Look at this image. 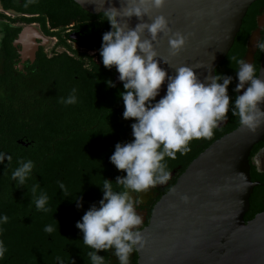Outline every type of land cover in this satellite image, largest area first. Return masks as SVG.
<instances>
[{
	"label": "clouds",
	"instance_id": "obj_1",
	"mask_svg": "<svg viewBox=\"0 0 264 264\" xmlns=\"http://www.w3.org/2000/svg\"><path fill=\"white\" fill-rule=\"evenodd\" d=\"M166 3L167 0H120V7L108 6L100 12L101 22L107 21L110 30L102 34L99 54L106 68L114 67L119 73L118 78L123 82V90L119 92L124 104L123 118L135 122L131 124L133 139L116 143L109 158L126 175L117 176L115 181L104 178L102 184L95 183L101 188L102 198L76 222L83 245L89 249L84 255L86 264H105L101 251H110L118 264H130V255L145 246L146 238L138 227L143 221L138 211L143 200L138 194L169 181L171 172L165 157L175 159L178 152L188 151L187 145L192 139L210 137L229 111L238 117L242 127L255 131L264 125V69L258 72L253 62L229 56L235 76L210 73L203 79L192 66L174 67L172 75L160 66L161 62L169 65L157 51L161 34L167 37L173 56L188 40L184 33L172 30L166 15L154 14ZM133 17L139 20L135 27L129 23ZM261 32L264 33V28ZM253 47L264 53V35L253 41ZM234 81L235 95L230 96L229 86ZM165 82V93L160 96ZM106 83L109 88L116 87L111 79ZM75 92L72 89L61 102L76 103ZM11 160L10 154L0 152V164ZM33 168L32 160H19L11 179L23 187ZM58 185L68 196L65 184L58 181ZM32 192L31 203L36 210L50 211L47 193L36 195L35 187ZM73 200L77 208L83 207L82 196L77 195ZM182 200L187 202L188 197L183 196ZM8 220L7 215H0V224ZM56 222V225H45L43 230L53 233L59 228ZM5 250L0 243V256ZM56 259L58 264H64L61 257Z\"/></svg>",
	"mask_w": 264,
	"mask_h": 264
},
{
	"label": "trees",
	"instance_id": "obj_2",
	"mask_svg": "<svg viewBox=\"0 0 264 264\" xmlns=\"http://www.w3.org/2000/svg\"><path fill=\"white\" fill-rule=\"evenodd\" d=\"M2 1L6 8L34 14L27 20L40 21L44 30L50 34L55 33L52 28L69 24L79 13L88 12L75 0ZM255 2L249 7L236 39L241 37L248 23L253 21L249 16ZM53 66L49 65L48 70L51 72L44 76L43 85L49 86L50 89L44 91L42 104L33 111L28 108L26 119L30 120H26V116L23 115L21 93H0V152L12 156L10 163L5 161V164H0V215L8 214L9 210L4 211V207L10 200L11 216L6 223V229L11 232L14 246L24 244L22 231L32 232L28 233V239L31 234H39L44 229L42 222L44 226L48 225L54 213L59 226L79 220L77 217L81 218L93 203H98L102 198L101 188L97 184H102L104 178L115 181L117 176L126 175L117 170L109 159L116 143L133 139L131 124L135 122L133 119L123 118L124 104L119 96V92L123 90V83H115L116 87L113 88L107 86L108 79L115 82L112 73V71L115 73V68L108 69L97 63L89 72L82 63H77L67 55L62 56L59 65ZM72 89H76L77 102L62 103L61 98H67ZM229 94L231 96L230 91ZM6 96L11 98L10 108L6 106ZM227 117L230 123L224 130L219 131L215 127L210 137L189 141L188 151L178 152L175 159L165 157L167 168L183 163L180 176L190 162L212 142L239 126L238 117L232 116L231 111ZM25 136L34 141V145L29 149L19 145L17 141L18 138ZM19 160L34 162L32 173L23 187H19L9 178V171L12 169V173ZM251 176L252 180L257 178L254 170L251 171ZM58 181L65 184L68 196L61 191ZM34 187L36 195L45 192L48 197H54L57 203L55 211L44 212L45 221L44 218L40 219L39 211L31 203ZM262 189L261 185L254 188L250 198V209L245 215L246 220L264 211L260 197ZM77 195L83 197L82 208H77L73 200ZM21 206L25 208L24 212L27 215L22 222L16 214L19 213ZM0 230H4V223L0 224Z\"/></svg>",
	"mask_w": 264,
	"mask_h": 264
},
{
	"label": "water",
	"instance_id": "obj_3",
	"mask_svg": "<svg viewBox=\"0 0 264 264\" xmlns=\"http://www.w3.org/2000/svg\"><path fill=\"white\" fill-rule=\"evenodd\" d=\"M255 1L167 0L154 14L166 15L172 30L184 33L188 40L173 56L167 37L161 34L157 51L169 65L161 62L160 66L169 75L180 65L192 66L201 79L216 74ZM75 2L92 14H100L104 7H120V0ZM129 23L135 27L139 20L133 17ZM260 69H264V56ZM118 77L116 72V83H123ZM165 90L166 82L160 96ZM263 139L264 125L255 131L239 125L195 157L160 197L149 223L140 230L147 242L137 251L138 264H264V211L245 219L259 185L252 180L250 157Z\"/></svg>",
	"mask_w": 264,
	"mask_h": 264
},
{
	"label": "flooded vegetation",
	"instance_id": "obj_4",
	"mask_svg": "<svg viewBox=\"0 0 264 264\" xmlns=\"http://www.w3.org/2000/svg\"><path fill=\"white\" fill-rule=\"evenodd\" d=\"M33 16L32 13L6 8L3 1L0 0V93L19 92L22 94L20 98L25 119L28 118V108L32 111L37 109L42 104L44 91H47V88L50 89L49 86L43 85L44 76L51 72L48 70L49 65H54L53 67L56 64L59 65L62 56L67 55L76 60L77 63H82V66L91 72L94 69V64H103L99 54L102 34L110 30V24L107 21L101 22L103 19L101 13H79L77 18L69 24L52 28L55 31L54 34L47 33L40 21L27 20ZM251 18L253 21L248 23L247 31L245 29L241 37L235 39L228 54L217 66L216 73L235 76V69L230 66L229 56H237L253 62L259 72L264 53L258 52L253 47V41L264 35L261 32V29L264 28V0L255 2L250 12L249 19ZM28 26L32 27L29 31L26 29ZM21 35L23 36L21 37ZM112 73L115 80L116 71L115 73L112 71ZM234 85L235 81L229 86L231 96L235 95L232 92ZM5 100L6 106L10 108L11 98L6 96ZM229 123L230 119L227 117L218 123L216 129L224 130ZM17 141L25 149L34 145V141L29 140L26 136L18 138ZM250 161L251 171L254 170L257 177L253 181L259 182L258 186L263 187L260 197L264 204V139L254 145ZM182 168L183 163L167 168L171 172V178L166 184L157 185L142 194H138L143 200L138 209L143 217L142 224L138 226L139 230H142L149 223L154 205L165 193V190L178 178ZM11 170L9 171L10 180ZM10 203L9 200V204L4 207V211L9 210L8 217L11 216ZM56 204L54 197H49L50 213L55 211ZM22 206L19 213H16L20 222L27 217L24 212L25 208ZM39 213L40 219L43 220L44 218L45 221L44 212L39 211ZM77 218L81 219L80 217ZM55 219L58 221L54 213L48 224L56 225ZM79 220H74L73 223L65 226H59L51 234L44 230L40 231L39 234H31L30 239L28 236L32 232L22 231L23 235L21 234V236L24 239V244L20 246L12 245L11 232L6 229L7 224L4 223V230H0V243L6 250L0 256V264H58L56 259L58 256L63 259L64 264H86L84 255L89 249L83 245L82 233L76 228V222ZM42 226L44 228V222H42ZM99 254L105 256V264H118L117 258L110 251H101ZM130 264H138L137 251L130 255Z\"/></svg>",
	"mask_w": 264,
	"mask_h": 264
}]
</instances>
